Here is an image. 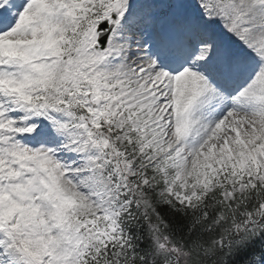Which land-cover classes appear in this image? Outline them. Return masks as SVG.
I'll list each match as a JSON object with an SVG mask.
<instances>
[{
    "label": "snow or ice",
    "instance_id": "obj_1",
    "mask_svg": "<svg viewBox=\"0 0 264 264\" xmlns=\"http://www.w3.org/2000/svg\"><path fill=\"white\" fill-rule=\"evenodd\" d=\"M0 264H264V0H0Z\"/></svg>",
    "mask_w": 264,
    "mask_h": 264
}]
</instances>
